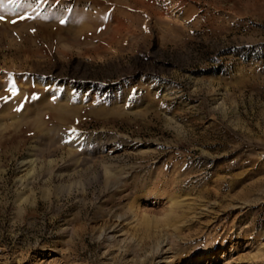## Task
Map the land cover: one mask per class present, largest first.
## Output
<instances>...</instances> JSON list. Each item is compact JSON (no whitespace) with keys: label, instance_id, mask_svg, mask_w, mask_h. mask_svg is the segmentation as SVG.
Instances as JSON below:
<instances>
[{"label":"rangeland","instance_id":"obj_1","mask_svg":"<svg viewBox=\"0 0 264 264\" xmlns=\"http://www.w3.org/2000/svg\"><path fill=\"white\" fill-rule=\"evenodd\" d=\"M0 14V264H264V0Z\"/></svg>","mask_w":264,"mask_h":264},{"label":"snow or ice","instance_id":"obj_2","mask_svg":"<svg viewBox=\"0 0 264 264\" xmlns=\"http://www.w3.org/2000/svg\"><path fill=\"white\" fill-rule=\"evenodd\" d=\"M0 4H2V0H0ZM4 16L2 14H0V20H3ZM20 19H24V17H20ZM13 23H16L17 21H12ZM61 23H63V21H61ZM13 95L16 94V85L14 83H12L11 88L9 89ZM4 99H7V97H5Z\"/></svg>","mask_w":264,"mask_h":264},{"label":"bare ground","instance_id":"obj_3","mask_svg":"<svg viewBox=\"0 0 264 264\" xmlns=\"http://www.w3.org/2000/svg\"><path fill=\"white\" fill-rule=\"evenodd\" d=\"M21 162H22V161H21ZM24 162H25V161H24ZM29 163H30V162H29ZM31 164H32V163H31ZM24 166H25V164H24ZM26 167H27V166H26ZM26 167H25V168H26ZM201 257H202V256H198V257H196V259H198V260L196 261L197 263L201 260V259H200Z\"/></svg>","mask_w":264,"mask_h":264}]
</instances>
